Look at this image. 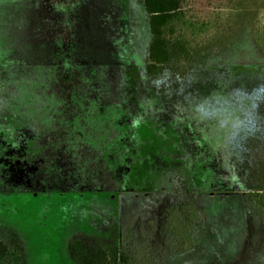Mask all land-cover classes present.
Wrapping results in <instances>:
<instances>
[{
	"label": "rangeland",
	"instance_id": "374dc122",
	"mask_svg": "<svg viewBox=\"0 0 264 264\" xmlns=\"http://www.w3.org/2000/svg\"><path fill=\"white\" fill-rule=\"evenodd\" d=\"M182 12L190 59L147 74L142 0H0V239L19 264H80L76 235L125 264H264V0ZM187 204L174 252L165 216Z\"/></svg>",
	"mask_w": 264,
	"mask_h": 264
},
{
	"label": "trees",
	"instance_id": "16d2710c",
	"mask_svg": "<svg viewBox=\"0 0 264 264\" xmlns=\"http://www.w3.org/2000/svg\"><path fill=\"white\" fill-rule=\"evenodd\" d=\"M185 0H142L148 19L150 40L147 48V61L144 69L147 74L156 73L162 66L172 61H185L191 54L186 40L180 32L182 5ZM56 129V128H54ZM69 131V128H66ZM257 203L264 208V191L257 196ZM183 214L172 211L165 216L171 233L177 237L178 246L174 252H184L192 247L190 229L198 221L196 209L191 204L181 206ZM175 214V218H173ZM175 220V221H174ZM71 256L80 264H125L126 258L111 248H89L83 238H73L69 242ZM19 264L20 246L15 241L0 239V264Z\"/></svg>",
	"mask_w": 264,
	"mask_h": 264
},
{
	"label": "crops",
	"instance_id": "0c3cea01",
	"mask_svg": "<svg viewBox=\"0 0 264 264\" xmlns=\"http://www.w3.org/2000/svg\"><path fill=\"white\" fill-rule=\"evenodd\" d=\"M30 221V224L33 226H36V229H41L44 227L46 228L49 223H53L50 221H53L54 218H27ZM107 219L109 218H62L61 222L67 223V222H78L79 224L82 223L85 226L92 227V230H97L98 228H107L106 223L108 222ZM18 222V220H17ZM35 229V228H34ZM78 234V233H77ZM77 237V235H76Z\"/></svg>",
	"mask_w": 264,
	"mask_h": 264
}]
</instances>
